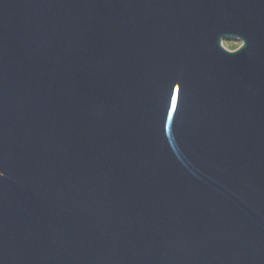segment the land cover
Returning <instances> with one entry per match:
<instances>
[{
  "label": "water",
  "instance_id": "95a60500",
  "mask_svg": "<svg viewBox=\"0 0 264 264\" xmlns=\"http://www.w3.org/2000/svg\"><path fill=\"white\" fill-rule=\"evenodd\" d=\"M0 264H264V0H0Z\"/></svg>",
  "mask_w": 264,
  "mask_h": 264
},
{
  "label": "rangeland",
  "instance_id": "374dc122",
  "mask_svg": "<svg viewBox=\"0 0 264 264\" xmlns=\"http://www.w3.org/2000/svg\"><path fill=\"white\" fill-rule=\"evenodd\" d=\"M239 42L236 41H224L223 46L228 50H233L235 47L239 46Z\"/></svg>",
  "mask_w": 264,
  "mask_h": 264
},
{
  "label": "flooded vegetation",
  "instance_id": "af4514ba",
  "mask_svg": "<svg viewBox=\"0 0 264 264\" xmlns=\"http://www.w3.org/2000/svg\"><path fill=\"white\" fill-rule=\"evenodd\" d=\"M238 47V46H237ZM237 47H235L233 50H235Z\"/></svg>",
  "mask_w": 264,
  "mask_h": 264
}]
</instances>
